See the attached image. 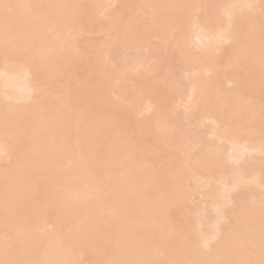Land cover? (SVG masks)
I'll list each match as a JSON object with an SVG mask.
<instances>
[{
    "label": "bare ground",
    "instance_id": "6f19581e",
    "mask_svg": "<svg viewBox=\"0 0 264 264\" xmlns=\"http://www.w3.org/2000/svg\"><path fill=\"white\" fill-rule=\"evenodd\" d=\"M263 103L264 0H0V264H264Z\"/></svg>",
    "mask_w": 264,
    "mask_h": 264
},
{
    "label": "rangeland",
    "instance_id": "374dc122",
    "mask_svg": "<svg viewBox=\"0 0 264 264\" xmlns=\"http://www.w3.org/2000/svg\"><path fill=\"white\" fill-rule=\"evenodd\" d=\"M102 16H103V15H102ZM127 22H128V21H127ZM125 23H126V20L124 21V24H125ZM99 29H100V28H98V30H99ZM106 29H107V28H106ZM106 29H103L104 32H106V31H105ZM262 29H263V28H262ZM98 30H97V31H98ZM103 30H102V31H103ZM107 30H108V29H107ZM102 31H98V32L103 33ZM95 32H96V31H94V34H90V36H89V34H88V36L91 37V38H93L94 40H95V39H99V40H100V37H101V38H102V37L105 38V35H102V34H101V35H102V36H101L100 33H97V32L95 33ZM174 32H176V31H174ZM176 33H177V32H176ZM173 34H174V33H173ZM85 36H86V35H85ZM106 36H107V35H106ZM91 38H90V39H91ZM104 38H102V39H104ZM106 38H108V37H106ZM93 39H92V40H93ZM101 41H102V40H100V43H103V42H104V41H103V42H101ZM98 42H99V41H98ZM102 46L104 47V45H102ZM102 49H103V48H102ZM164 54H165V53H164ZM166 55H167V52H166V54H165L164 57L162 56V58L164 59V58L166 57ZM167 57H168V56H167ZM167 57H166V58H167ZM30 58H32V57H30ZM166 58H165V60H166ZM57 61H58V59H57ZM57 61H56V62H57ZM2 63H3V61H2ZM2 63H1V64H2ZM81 64H82V63H81ZM81 64H79V65L82 67L81 69H84V68H85L84 63H83L82 65H81ZM79 65H78V67H79ZM83 66H84V68H83ZM87 67H88V66L86 65V68H87ZM81 69H80V67H79L78 71H77V68H76L75 71H76L77 73H80V74L85 73V72H87V71H89L91 74H92V72H93L90 68H89L90 70H88V68H87V70L85 69V72H84V70H81ZM70 70H71V69H70ZM72 71H73V70H72ZM75 71H74V73H75ZM82 71H83V72H82ZM56 72H57L58 74L56 73V77H55V78H56V81H54V86H55V88H57V89L60 88L59 90H61V88H63L62 90H65L64 88H66L67 86H69L68 84H67V86H66V84H65V82L67 81V78H68L69 76H71L70 78H75V77H76L74 74H72V72H70L71 74L69 73V74H70L69 76L66 75L65 78H63V77H64V72H63V71L60 70V72H58V71H56ZM81 72H82V73H81ZM77 73H76V74H77ZM87 73H88V72H87ZM67 74H68V73H67ZM91 74H90V75H91ZM78 75H79V74H78ZM78 75H77V76H78ZM88 75H89V74H88ZM88 75H87V76H88ZM90 75H89V78H90V79H93V80H90V79H89V80H90V81H93V82H92V84H91L90 81H89V83H90L91 85L94 86L95 83H97V82H96V79H95V76H94L95 74H94V75L92 74L91 76H90ZM72 76H74V77H72ZM92 76H93V77H92ZM45 77H46V76H45ZM91 77H92V78H91ZM42 78H43V77H42ZM54 80H55V79H54ZM40 82H42V81H40ZM66 83H67V82H66ZM44 86L46 87L47 85L44 84ZM44 86H43V87H44ZM228 86H229V85H228ZM232 87H233V85L231 84V86H229V88L232 89ZM227 88H228V87H227ZM229 88H228V89H229ZM46 89H47V87H46ZM46 89H44V90H46ZM66 89H67V88H66ZM47 90H48V89H47ZM53 95H54V94H53ZM53 95H51L50 97H52ZM55 95H57V94H55ZM55 95H54L53 98H55ZM114 97H115V95H114ZM57 98H59V97L56 96L55 99L58 100ZM55 99H50V100L52 101V100H55ZM51 101H50V102H51ZM55 102H57V101H55ZM182 103H183V104H181V105H182L181 107H184V109H182L181 107H179L180 109L178 108V112H180L179 114H181V116H185V113H183V112H185V111H183V110H185V106H186V104H185V106H184V102H182ZM256 103H258V102H256ZM52 104H53V101H52ZM55 104H56V103H55ZM263 104H264V103H263ZM263 104H262V107H261L262 110H264V109H263V108H264V105H263ZM259 107H260V106H259ZM227 108L230 109V108H232V107L229 106V107H227ZM181 109H182V112H181ZM256 109H257V108H256ZM259 109H260V108H259ZM262 110H261V111H262ZM176 112H177V111H176ZM229 112H230V111H229ZM147 113H151V112H146V113H141V114H143V116H144V115L147 114ZM182 113H183V115H182ZM141 114H140V116H141ZM148 115H149V114H148ZM146 116H147V115H146ZM260 117H263V115L260 116ZM263 118H264V117H263ZM186 123L189 124V122H187V121H186ZM187 124H186L185 126L189 127L190 124H189V125H187ZM185 128H186V127H185ZM189 128H191V127H189ZM189 128H186V129H189ZM6 159H8V158H6ZM4 160H5V159H4ZM9 160H10V158H9ZM9 160H8V161H9ZM163 160H165V159H163ZM8 161H7V160L4 161V163H3V164L1 163L2 165H0V166H2L3 168H8L9 165H11V163H10L11 160L9 161L10 164L8 163ZM2 167H1V168H2ZM45 180H46V179H45ZM45 180L42 181V184L40 185L39 189H40V191H41V190H44V193L47 192V194H48V193H49V191H48L49 189H48V186H47L46 183H45ZM46 182H47V184H48V181H47V180H46ZM46 189H48V190L45 192ZM201 190H202V189H201ZM200 192L202 193L203 190L200 191ZM41 194H42V193H41ZM47 194H45L46 197H47ZM261 194H263V198H264V193H261ZM261 194H260V195H261ZM43 195H44V194H42V196H43ZM45 195H44V196H45ZM193 195H194L195 198L193 197ZM191 196L194 198V199H192V198H190V197L188 196V197L190 198V199H189V198H188V199H189L190 201H192L191 203H190V202L188 203V202L186 201L187 203H185V204H187V205H185V204H183V203H182V204H183L184 206H186V207L188 206L190 209H191V208H195L196 206H198V207L201 206L200 209H197V208H196L198 211H197V210L194 211L193 209H191V211H190L191 214H192V213L194 214V212H195V213H196V212H197V213H199V212L201 213V210L204 208V206H206V205H204L205 203H203V205H201L203 201L205 202L204 197H203L202 195H200V196H202V198H200L201 200L198 199L197 196H199V193H198L197 196H196V193H194V194L192 193ZM200 196H199V197H200ZM170 199H171V198L168 199V202H169ZM191 199H192V200H191ZM166 200H167V199H166ZM189 200H188V201H189ZM170 201L173 202V201H176V200L172 199V200H170ZM166 202H167V201H166ZM177 203H178V201H177ZM170 204H171V203H169V206H171ZM174 204H176V202H174ZM178 204L180 205V203H178ZM182 204L180 205L181 207H182ZM166 206H167V207H166ZM166 206H165V207H166L167 209H165V210H167V211H166V212H167V215H168V212L170 211V212H169V215H171V219L173 220V219L175 218V220H176L177 222H180V219H178V213L180 212V210H179V209L176 210V209L178 208V205H172L171 207H169V206H168V203H167ZM176 206H177V207H176ZM184 206H183V207H184ZM168 207L170 208V210H168ZM183 207H182V208H183ZM188 207H187V208H188ZM184 209H185V208H184ZM187 210H188V209H187ZM187 210L185 209V211H187ZM192 210H193L194 212H192ZM188 211H189V210H188ZM188 211H187V212H188ZM190 213H189V214H190ZM197 213H196V214H197ZM169 215H168V216H169ZM198 215H199V214H198ZM179 218H180V215H179ZM51 228H52V227H51ZM47 229H50V228H47ZM50 230H52V229H50ZM170 234H171V233H170ZM2 236H4V235H2ZM2 236H1V237H2ZM2 238H3V237H2ZM100 241H102V239H100ZM100 241H98V243H100ZM104 241H105V240H104ZM105 242H106V241H105ZM105 242H101L100 245H101L102 243H105ZM98 243H97V244H98ZM97 244H96V245H97ZM102 245H104V244H102ZM86 246H87V245H86ZM86 246H84V248H85ZM98 246H99V244H98ZM98 246H97V247H98ZM87 247H88V246H87ZM87 247H86V248H87ZM90 247H91V245L89 246V248H90ZM93 247H95V246H93ZM97 247H96V248H97ZM86 248H85V249H86ZM98 248H100V247H98ZM80 249L82 250L83 248H80ZM87 249H88V248H87ZM101 249H102V248H101ZM101 249H100V250H101ZM81 250L78 251V254H80L79 252H81ZM88 250H89V249H88ZM88 250H87V251H88ZM90 250H91V251H89V252H87L86 250H83V251L81 252V253H82V256L85 255V253L83 254L84 251H86V254H87V253H88V254L92 253V248H91ZM94 250H95V248L93 249V251H94ZM97 250H98V249H97ZM102 251H103V250H102ZM98 253H99V252H98ZM98 253H96V254H95V253H92V255H93V256L95 255V258H96V256L98 255V256H97V258H98V257L100 256ZM100 254H101V253H100ZM80 255H81V254H80ZM90 255H91V254H90ZM92 255H91L90 257H92ZM82 256H81V258L86 257V255L83 256V257H82ZM87 257H88V256H87ZM101 257H102V256H101ZM101 257H100V258H101ZM93 258H94V257H93ZM95 258H94V259H95ZM103 258H104V256H103ZM98 259H99V258H98ZM98 259H96V260H98ZM86 260H87V259H86ZM88 260H89V259H88ZM91 260H92V258H91ZM81 261H83V260H81ZM84 261H85V259H84ZM84 261H83V264H84ZM86 263H88V262H86ZM86 263H85V264H86ZM80 264H81V263H80ZM88 264H89V263H88Z\"/></svg>",
    "mask_w": 264,
    "mask_h": 264
}]
</instances>
